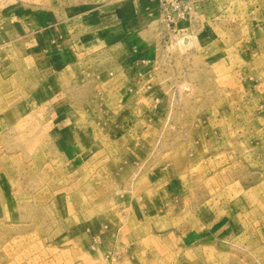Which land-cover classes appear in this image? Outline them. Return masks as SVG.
I'll return each instance as SVG.
<instances>
[{"label": "rangeland", "instance_id": "obj_1", "mask_svg": "<svg viewBox=\"0 0 264 264\" xmlns=\"http://www.w3.org/2000/svg\"><path fill=\"white\" fill-rule=\"evenodd\" d=\"M194 1L130 105L99 92L72 162L0 68V264H264V0Z\"/></svg>", "mask_w": 264, "mask_h": 264}, {"label": "crops", "instance_id": "obj_2", "mask_svg": "<svg viewBox=\"0 0 264 264\" xmlns=\"http://www.w3.org/2000/svg\"><path fill=\"white\" fill-rule=\"evenodd\" d=\"M49 2L22 7L21 0H0V53L9 63L0 68L4 74L13 68L12 75L8 72L13 79L23 69L28 83L38 86L28 99L50 104L47 113L56 119L47 126L62 128L54 140L62 145L63 159L72 162L95 146L85 141L90 126L82 117L90 124L99 92L130 105L140 93L134 88L142 89L151 77L154 52L167 28L157 0H61L60 7H49ZM200 13L196 17L205 18ZM162 198L154 210L157 217L164 209Z\"/></svg>", "mask_w": 264, "mask_h": 264}, {"label": "built area", "instance_id": "obj_3", "mask_svg": "<svg viewBox=\"0 0 264 264\" xmlns=\"http://www.w3.org/2000/svg\"><path fill=\"white\" fill-rule=\"evenodd\" d=\"M163 22L173 27V32L179 33L180 23L187 21L189 13L188 4H193L194 0H158ZM191 4V5H192Z\"/></svg>", "mask_w": 264, "mask_h": 264}]
</instances>
